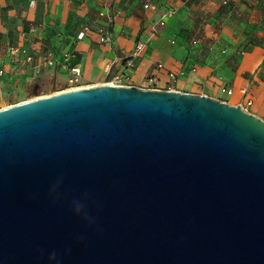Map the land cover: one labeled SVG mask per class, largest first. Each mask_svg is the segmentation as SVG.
Returning a JSON list of instances; mask_svg holds the SVG:
<instances>
[{"label":"water","instance_id":"1","mask_svg":"<svg viewBox=\"0 0 264 264\" xmlns=\"http://www.w3.org/2000/svg\"><path fill=\"white\" fill-rule=\"evenodd\" d=\"M0 264H264V120L108 83L0 110Z\"/></svg>","mask_w":264,"mask_h":264},{"label":"crops","instance_id":"2","mask_svg":"<svg viewBox=\"0 0 264 264\" xmlns=\"http://www.w3.org/2000/svg\"><path fill=\"white\" fill-rule=\"evenodd\" d=\"M263 1L31 0L27 11L9 8L5 17L0 11V31L4 32L0 58L9 64L7 46L21 44L22 32L36 27L40 35L30 44L36 55L46 48L57 54L74 52L72 65L81 66L83 80L122 70L156 76L167 84L173 73L181 85L176 90L195 93L202 87L210 97L233 106L251 102L248 112L264 120V39L255 25L250 26L254 18H261ZM171 9L174 16L160 26L162 15ZM85 27L90 31L79 40ZM106 33L112 39L109 44L100 41ZM139 43L145 47L129 67ZM49 69L56 76L70 77L65 69ZM30 71L12 78V83L16 85ZM224 87L233 94L224 95Z\"/></svg>","mask_w":264,"mask_h":264},{"label":"built area","instance_id":"3","mask_svg":"<svg viewBox=\"0 0 264 264\" xmlns=\"http://www.w3.org/2000/svg\"><path fill=\"white\" fill-rule=\"evenodd\" d=\"M259 0H247L249 4H256ZM227 4V3H225ZM146 7H150L155 9L156 7L153 5H146ZM175 14L174 10H168L166 11L160 21V26H165L166 22L169 18L173 17ZM90 31L89 27H85L78 35V39L82 40L85 36L88 35ZM40 35V30L36 27H31L27 31L22 32L21 44H11L7 46V57L9 58V64L6 63V60L4 58H0V110L6 109L10 106H4L3 100L5 98V95L9 92L7 89V81L13 82L12 78L22 77L19 75H25L30 70H40L42 68H61L68 71L70 77L69 80L72 84H78L81 83L83 80V71L80 65H72V60L75 57L74 52L69 53H63V54H57L54 51L47 49L42 52L39 55H36V52L31 48L30 44L32 41V38H38ZM101 43L109 44L111 43L112 39L109 33L104 34L101 39ZM145 47V44L139 43L136 47L135 52L132 54V59L127 63L129 67L133 66L132 60L136 59L139 56V52ZM22 66V67H20ZM162 67V66H160ZM170 81L169 83L165 84L166 89H162L158 86L157 81L158 79L154 78L152 79L153 85H155V88H152V90H163V91H178L174 88V84L176 83V76L173 73L169 74ZM103 84V83H102ZM111 85L116 86H122L121 85V74L115 75L112 78V82L108 83ZM84 88V87H82ZM74 89H80V88H72L70 90ZM205 89L202 87H198L196 92L193 94L198 95H206L209 96L207 93H205ZM222 93L224 95H232L233 90L228 88H222ZM214 98V97H212ZM216 99V98H215ZM226 102V101H224ZM252 104L251 102L249 104L241 105L244 111L248 112V106ZM16 105V104H15ZM13 106V105H11Z\"/></svg>","mask_w":264,"mask_h":264},{"label":"rangeland","instance_id":"4","mask_svg":"<svg viewBox=\"0 0 264 264\" xmlns=\"http://www.w3.org/2000/svg\"><path fill=\"white\" fill-rule=\"evenodd\" d=\"M31 0H0V11L5 13V11L9 8H15L20 11H27L29 8ZM261 14L259 19H253L252 24L250 26L255 25V29L257 32H261L263 34L264 39V1L261 4ZM256 8V7H254ZM5 17V14H4ZM3 16V20L5 19ZM252 18L253 16H245V18ZM245 19H242L244 21ZM259 20V23H255V21ZM245 22V21H244ZM27 24H23L25 28L29 26ZM39 25V24H34ZM3 31H0V36H3ZM52 69L42 68L40 70H31L23 79H20L16 85L12 82L7 81V89L8 93L5 95L3 100L4 106H11L15 104H19L22 102L30 101L39 97L53 95L55 93L68 91L72 88H82V87H92L96 85H100L101 83H111L113 75L117 73L121 74V85L122 86H136L142 89L152 90L156 86L153 85L152 79H156V76H145L139 73H134L133 71L127 72L122 70H112L108 75L104 76H93L91 78H85L81 83L72 84L69 78H63L61 76H56V72L53 73ZM54 74V76H52ZM167 81L161 79L157 81V84L160 88L166 89L165 83ZM175 89H181V85L177 83L174 84ZM1 107V104H0Z\"/></svg>","mask_w":264,"mask_h":264},{"label":"bare ground","instance_id":"5","mask_svg":"<svg viewBox=\"0 0 264 264\" xmlns=\"http://www.w3.org/2000/svg\"><path fill=\"white\" fill-rule=\"evenodd\" d=\"M105 84V83H104Z\"/></svg>","mask_w":264,"mask_h":264}]
</instances>
